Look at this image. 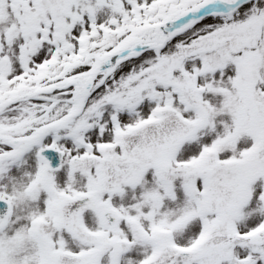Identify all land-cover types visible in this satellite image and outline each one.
<instances>
[{
	"label": "snow or ice",
	"instance_id": "6c2138e0",
	"mask_svg": "<svg viewBox=\"0 0 264 264\" xmlns=\"http://www.w3.org/2000/svg\"><path fill=\"white\" fill-rule=\"evenodd\" d=\"M0 264H264V0H0Z\"/></svg>",
	"mask_w": 264,
	"mask_h": 264
}]
</instances>
